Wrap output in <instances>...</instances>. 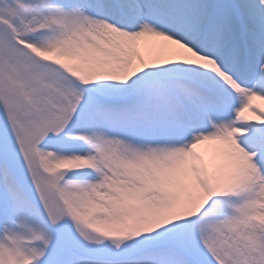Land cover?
<instances>
[{"label":"snow or ice","instance_id":"1","mask_svg":"<svg viewBox=\"0 0 264 264\" xmlns=\"http://www.w3.org/2000/svg\"><path fill=\"white\" fill-rule=\"evenodd\" d=\"M0 264H264V0H0Z\"/></svg>","mask_w":264,"mask_h":264}]
</instances>
